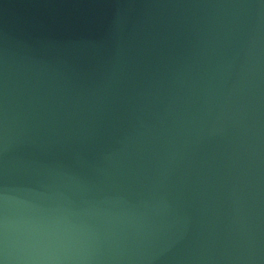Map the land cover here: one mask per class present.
<instances>
[{
  "label": "water",
  "instance_id": "95a60500",
  "mask_svg": "<svg viewBox=\"0 0 264 264\" xmlns=\"http://www.w3.org/2000/svg\"><path fill=\"white\" fill-rule=\"evenodd\" d=\"M0 264H264V0H0Z\"/></svg>",
  "mask_w": 264,
  "mask_h": 264
}]
</instances>
